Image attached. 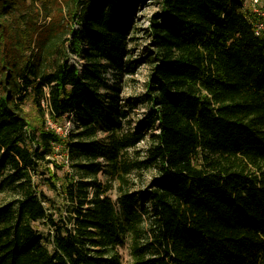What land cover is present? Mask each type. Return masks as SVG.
I'll use <instances>...</instances> for the list:
<instances>
[{
  "label": "trees",
  "instance_id": "obj_1",
  "mask_svg": "<svg viewBox=\"0 0 264 264\" xmlns=\"http://www.w3.org/2000/svg\"><path fill=\"white\" fill-rule=\"evenodd\" d=\"M154 1L139 61L144 0H0V264H122L128 233L132 264H264V17L245 0ZM140 62L143 94L121 97ZM70 115L64 136L46 126Z\"/></svg>",
  "mask_w": 264,
  "mask_h": 264
},
{
  "label": "rangeland",
  "instance_id": "obj_2",
  "mask_svg": "<svg viewBox=\"0 0 264 264\" xmlns=\"http://www.w3.org/2000/svg\"><path fill=\"white\" fill-rule=\"evenodd\" d=\"M59 3H62V0H57ZM246 4V9L249 7V1L247 0L245 2ZM256 9H261V11H264V0H258V3L256 5ZM250 7L252 8V6L250 5ZM157 10V5L155 3L154 0H144L143 4L140 6V8H138L135 11V18L137 19L136 21V25L135 28L132 32V37H133V41L130 43V47L132 49V53H131V59L132 60H139L142 61V57L144 56V50L147 47V36L145 35V28L148 25V20L150 15ZM264 17V16H261ZM264 21V20H263ZM49 22V19H46L45 21L42 20V18L39 17L38 19V24L42 25V24H46ZM72 23V22H71ZM74 25V28H76L75 24L72 23V26ZM262 29H264V22L262 23ZM30 52L27 51L26 55H29ZM67 62L70 64H74V65H80L81 61H80V57L73 55L72 53H70L67 57ZM81 70V69H80ZM150 74V64L148 62H140L139 65H137L135 72L132 74H128V75H124L121 79L120 82V87H121V93L120 96L123 98H128V97H137L140 94H143L144 92V84L147 81L148 77ZM108 80L112 83L114 80H116L115 76H112V74H108L107 75ZM120 80V79H119ZM24 110L25 112H27L28 114V119L32 122L35 120V112L33 110V107L31 106V104L29 102H27L24 105ZM148 111V108L146 106H138L136 109H133L130 114H129V119L131 120L132 125L131 126H135V123L137 121H139L143 115ZM54 124H56L57 126H60L61 128L63 127L64 124V118H61L57 121V123L53 122ZM50 129V128H49ZM54 132H56L57 134H59L60 136H64L62 131H55L54 129H51ZM99 137H103V134H99ZM148 146V143L146 140L140 142L132 151V154L135 156L136 153H140V154H144V151L146 150ZM61 155L57 156V160H60ZM65 161V160H64ZM50 168H52V165L49 166ZM64 172H70V170L66 167H64L63 169ZM46 172V171H44ZM60 173V172H59ZM151 171H142L140 173L137 172H133L131 175H129L130 180H132V183L135 181L133 179L136 180V186H140L141 185V177L144 178V182L147 183L149 180V176L151 175ZM96 182H101V183H105L106 181H108V177L105 173L100 172L97 177H96ZM88 184H90V180L87 179L86 181ZM111 184H112V188L111 190L109 189L107 195L112 198L113 200H116V181H112L111 180ZM41 190L50 198H52V200L55 201L56 206H58V210L56 211V209H54L55 207H51V211H53V216L55 219H58L59 217L64 218L65 221L67 222V225H70L68 220H67V207L66 206H70V212L71 213L72 207L70 204L65 205L64 202L61 200L60 197H58L53 191L47 189L46 186L41 185L40 186ZM89 191L91 192L92 189H89ZM3 201V196L0 195V203ZM55 210V211H54ZM60 210V212H59ZM65 221H58L60 223H64ZM70 221L72 222V220L70 219ZM33 226L39 231L41 232L44 236H46L49 232V227L46 226L43 222H35L33 224ZM147 224L144 223L143 227H141V235L139 237V242L140 243H144L146 240V234H147ZM132 239H133V235L131 233H128L125 235V241L124 244L121 247H118V253L120 255L121 258V262L122 264H132V256H131V246H132ZM46 246L48 248H51V244L49 242H46Z\"/></svg>",
  "mask_w": 264,
  "mask_h": 264
},
{
  "label": "built area",
  "instance_id": "obj_3",
  "mask_svg": "<svg viewBox=\"0 0 264 264\" xmlns=\"http://www.w3.org/2000/svg\"><path fill=\"white\" fill-rule=\"evenodd\" d=\"M247 0H245L246 2ZM249 4L252 6L251 10L253 13H256L260 16H264V11H261V9H256V5L258 3V0H248ZM245 4V3H244ZM255 27V34L258 35L262 29V23H256L254 25ZM77 68L80 70L81 66L77 65ZM46 126L50 129H54L55 131L59 132L62 131L63 135H65L66 133H68L73 127H74V122H73V115H70L69 117L64 118V124L63 127L61 128L60 126H57L56 124H54L48 117H47V121H46ZM65 164H67V160L64 161Z\"/></svg>",
  "mask_w": 264,
  "mask_h": 264
}]
</instances>
